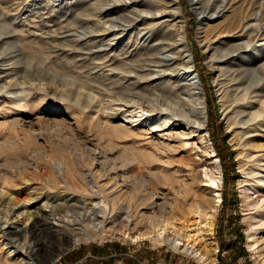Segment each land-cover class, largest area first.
Instances as JSON below:
<instances>
[{
    "label": "rangeland",
    "instance_id": "374dc122",
    "mask_svg": "<svg viewBox=\"0 0 264 264\" xmlns=\"http://www.w3.org/2000/svg\"><path fill=\"white\" fill-rule=\"evenodd\" d=\"M94 1L0 0V142L10 135L21 138L16 146L21 159H17V155L1 157L0 174H6L9 181L1 178L0 187L13 197L31 196L29 201L33 204L29 211H25L22 204L11 213L7 211L10 221L16 219L11 226L25 233L16 243L24 244L25 236L30 235L32 220L29 217L33 216V206H37L56 224L54 228H61L54 231L56 236L50 242V251L46 250V255L60 252L53 264H199L194 258L164 244L152 243L146 238L134 241L123 238L121 232L125 228L111 222L107 223L108 231L102 239L80 240L65 249L70 243L64 240L66 236L62 231L83 229L86 213H92L91 209L98 200V188L107 192H113V189H120V193L123 191L120 197L114 198L118 203L116 208H122L123 212L130 204L139 214L151 213L163 219L175 216L179 222L210 196L207 175L213 164L207 147L191 128L174 118L164 121L150 109L179 110L178 104H182L180 97L187 100V93H165L167 88L163 87L165 84L171 86L173 80L168 81L162 74L139 81L135 74L159 72L155 66L142 70L130 67V64L141 62L138 56L140 49L144 51L142 46L150 44L146 40L148 29L139 23L136 29L126 30L117 38L95 31L99 29L95 26L97 21L103 23L120 13L110 12L109 15L107 9H103L106 13L96 11L91 7ZM122 2L133 6L142 17H161L149 0H111L113 5ZM178 3L179 13H175V5L167 4L168 16L162 20L176 24L183 22L186 43L193 53L194 66L204 87L207 130L221 167V200L210 235L218 245L216 264H254L243 220L238 185L243 173L238 153L248 148L243 144L256 134H243L241 130L245 131L248 125L258 121L264 122V112L253 120L254 108H246L237 120H252L245 125L228 127V119L222 112L218 83L225 80L222 89L227 91L229 98L237 97L240 101L245 94L244 85H239L238 79L228 82L238 77L235 71L237 63H223L220 65L222 75L218 73L217 63L209 59L210 52L205 50L201 41L200 21L190 0H178ZM219 3L220 0L211 5ZM227 17L226 14L220 15L210 23L219 26ZM80 20L82 24L88 22V29H94L91 33L102 44L100 47L89 50L91 41L78 39V33L84 31L79 25ZM255 22L248 21L250 24ZM110 29L111 32L120 31ZM140 29L142 31L138 34ZM243 40L232 41L241 43ZM214 43L218 54L226 47L217 40ZM131 70H136V73ZM121 92L126 94V100L119 99ZM243 101H251L256 107L262 105L264 108V92L247 93L240 102ZM17 119L19 122L16 123ZM120 124L125 129L118 131ZM18 129L41 132L37 153L48 157L55 150L62 149L71 154L73 171H67L68 185L63 183L59 187L47 181L48 163L37 153L28 152L22 131L17 132ZM232 139L239 143L237 149ZM50 140L57 144L56 148L50 145ZM74 144L81 149H76ZM89 170L95 173L94 177ZM132 182L138 185V190L132 187ZM130 194L138 196L136 201L131 200ZM146 194L151 196L148 202L141 200ZM53 204L62 205L55 214L51 210ZM159 204L164 207L160 208ZM3 215L0 212V216ZM114 217H118L117 222L121 219L119 214ZM142 224L137 226L133 235L145 230ZM133 227L134 224L131 225ZM16 245L8 247L13 250L12 254L29 262V256L21 254ZM6 255L1 238L0 259Z\"/></svg>",
    "mask_w": 264,
    "mask_h": 264
},
{
    "label": "bare ground",
    "instance_id": "6f19581e",
    "mask_svg": "<svg viewBox=\"0 0 264 264\" xmlns=\"http://www.w3.org/2000/svg\"><path fill=\"white\" fill-rule=\"evenodd\" d=\"M149 1L157 7V11L161 14V17L157 18L156 15H153L152 18L142 17L139 13L134 11L135 8L133 9V6L131 7V5L126 2L113 5L111 4V0H95L94 4L91 5L92 9L96 11L99 10L100 12H105L103 9H107L106 12L108 11L109 15L111 14L110 12L120 13L103 23L97 21L95 26L99 27V29L95 31L104 32L108 35L112 34V37H116L126 30L136 29L139 23L145 24V28L148 29L146 40H148L150 44L147 47H145L146 45L142 46L144 51L140 49L138 56H140L139 61L141 62L139 64H130V67L137 70L145 69L147 66L158 67L159 72L147 71L146 74H141L139 76L135 74L134 76L139 81H142L150 79L153 75L162 74L168 81L173 80L171 86L165 84L166 86L163 87L167 88L165 93L175 95L178 93H187V100L179 96L181 99L180 101H182V104L180 103L181 107L178 104L179 110L176 108H168L169 110H165L156 107L150 109L156 111L155 113L158 117L164 119V121H170L168 119L174 118L176 121L191 128L193 132L197 133L198 138L207 147L213 164L207 175L210 196L209 198L207 197V200L203 199L202 202H204L205 205L197 204L188 212V217L179 222L178 218L175 216L163 219L151 213L146 215L139 214L137 212L138 210H133L130 204L125 207L126 212H123L122 208H116L118 203L114 199L118 196L120 197L123 191L120 193V189H113V192L110 191V193L104 188H98L100 191L98 200L91 209L92 215L86 213V218H84L85 220H83L84 223L82 224L83 229L79 230L77 228V232H70L71 230L67 232L68 230L66 231V229L62 231L66 236L64 240L70 243L65 249L67 250L69 247L78 244L80 240L102 239L103 234L108 231L106 229L107 223L111 222L121 224V226H123L122 228H125V231L121 232L123 238L130 239L131 241L146 238L152 243L159 245L164 244L174 251L184 253L194 258L199 264H216V251L218 245L211 239L210 235L212 233L211 230L215 213L221 200V167L207 130V102L205 101L204 87L201 76L194 66L193 53L186 43L183 22L180 21L179 24H176L162 20L164 16H168V14H166L167 4L172 3V5H175L173 9L175 13H179L180 7L178 0ZM215 1L217 2L218 0H190L191 6L197 13L200 21L201 41L205 50L210 52L209 59L217 63L215 68L219 74H221L220 65H223V63H237L235 71L238 77L231 78L228 82L238 79L239 85H244L245 94L240 97V101L246 98L247 93L264 92V0H220L219 5H214L212 7L211 4H216ZM224 14L228 17L225 18L219 26H213L212 23H210ZM251 20H255V24L248 23V21ZM79 25H81L84 31L78 33V39H89L92 43V47L89 50H93L94 47H100L102 45L99 44L100 42H97V38L92 35L93 33L91 32H93L94 29H88L89 24L87 21L82 24L80 20ZM85 28H87V30ZM110 28L119 29L120 31L116 32L114 30L115 32H111ZM141 31L140 29L137 33L140 34ZM242 38L244 40L241 43L233 42ZM215 40H217L219 44H226V47L222 48L220 54H218L217 46H214ZM230 42H233V44H229ZM142 44H144V42ZM241 65L244 66L241 68ZM135 71L136 70H131L130 72ZM225 83L226 81L224 80L219 81L218 84H220L219 90L221 91L220 100L222 102V112L228 119L229 128H233L236 124L245 125L252 120V118L237 120L238 116L241 115L246 108H254L252 112L253 120L263 114L264 108L262 105L256 107L251 101L240 102L237 97L229 98L227 91L222 89V85ZM125 95V93L121 92L119 93L120 98H118L126 100L127 98H124ZM170 100L173 101L171 98ZM232 116H234V120ZM15 122H19V119ZM147 122L151 124L150 119H148ZM122 126L123 125L118 127V131L119 129H125ZM19 131H22L21 134L26 141L28 152L37 153V149L39 148L38 138L41 132H30L24 129H18L17 132ZM241 131L243 134L256 133L254 137L243 144V146H248V148L245 151L240 150L238 153V156L241 157L240 169L243 173L242 177L238 180V185L241 189V205L244 211L243 220L247 226V246L251 252V258L254 264H264V122L258 121L252 125H248L245 131ZM20 139L10 135L9 138H5L0 142V160L3 155H17V159H21V155L19 156L16 151V146L19 144L18 140ZM231 141L237 149L239 145L237 140L236 142L233 139ZM49 142L50 145L56 148L57 144H54L55 142L52 140ZM74 147L76 148L77 144H74ZM76 149L80 150L81 147ZM64 151L66 150H55L49 154L48 157L41 152L37 153L50 167V172L46 176L47 181L50 184L59 185V187H62L63 183L66 185L69 184L67 171L69 169L72 170V156L70 153ZM257 154V158H253ZM89 172L92 173L91 170H89ZM91 175L94 177L95 173ZM1 178L4 179V181H9L6 174H3V176L0 174V179ZM186 183L190 184V182ZM132 187L138 190V185L133 182ZM8 193L9 192H7L5 188L0 187V212L4 213L3 216H0V239L2 238V244L6 247L7 254L4 259H0V264H53L60 252H57L55 255H46V250L50 251V242L55 238L54 235L56 236L54 231H59L61 228H54L56 224L48 219V216L43 210L37 206H33L34 210L33 214H31L33 216L29 217L32 220L28 231L30 235L25 236L24 244L20 245L19 242L16 243L19 236L21 237L23 235L24 237L25 233H20L17 228L11 226L13 223H16V219L10 221L7 211L11 213V211L20 204L26 208L25 211H29V208L33 205L29 201L32 197L28 195L24 198L18 196L13 197L11 193ZM111 194L116 195L111 198ZM129 197H131L133 201H136L138 198V196H136V198L132 194H130ZM150 198L151 196L146 194L141 197V200L148 202ZM75 206H68L67 208ZM58 207L62 208V205L53 204L51 208L52 214L58 211L56 210ZM159 207L163 208L164 205L159 204ZM116 214H119L121 218L118 222V217H114ZM140 223L144 224L142 225L145 230L137 235H133L132 233L137 231V226ZM132 224H134L133 228H131ZM168 231H171V233ZM110 233L113 235L118 234V232ZM14 244H17V250L19 249L21 254L29 256V262H24L23 258L16 257V255L12 254L13 250L8 247L14 246Z\"/></svg>",
    "mask_w": 264,
    "mask_h": 264
}]
</instances>
